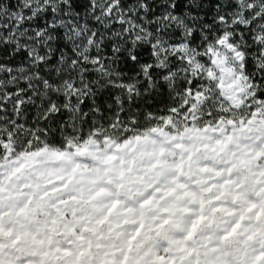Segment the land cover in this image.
<instances>
[{
	"label": "snow or ice",
	"instance_id": "6c2138e0",
	"mask_svg": "<svg viewBox=\"0 0 264 264\" xmlns=\"http://www.w3.org/2000/svg\"><path fill=\"white\" fill-rule=\"evenodd\" d=\"M0 264H264V0H0Z\"/></svg>",
	"mask_w": 264,
	"mask_h": 264
}]
</instances>
